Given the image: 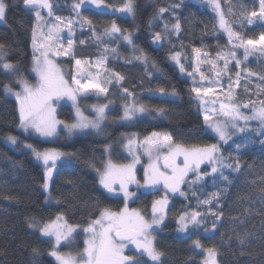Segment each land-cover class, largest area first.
I'll return each instance as SVG.
<instances>
[{"label":"trees","instance_id":"obj_1","mask_svg":"<svg viewBox=\"0 0 264 264\" xmlns=\"http://www.w3.org/2000/svg\"><path fill=\"white\" fill-rule=\"evenodd\" d=\"M22 0H7L6 19L0 24V43L6 45L8 55L5 60L17 66L14 74H8L0 68V264H56L48 253L51 244L48 238L41 237L39 232L28 227L31 218L41 222L54 218L63 212L69 223L80 225L77 234L72 238L73 244L60 247L61 252L72 251L74 254L82 251V228L90 219L99 215L102 207L119 210L124 207L123 200L106 194L98 185L97 168L103 167L106 154L105 147L110 145L108 156L114 162H124L127 156L123 154L124 139L133 133L139 139H144L152 132H169L174 137L188 142L215 143L209 135L204 134V122L190 91V80L171 63L170 55L175 51L182 53V62L187 71L193 63L192 48H203L209 58H215L220 50L227 51L228 37L219 29L214 12L201 0H135V16H123L110 12H99L90 8L84 10L99 27L110 24L116 19L121 28L128 29L135 44L142 48L149 57L147 67L134 60L132 47L119 42L120 59L109 57L107 67L110 71L124 76L122 82L135 94L138 103L150 109L163 108L164 113L157 115L154 111L146 113L133 122L120 123L122 108L127 102L119 86L110 87L107 95L95 93L79 96V107L89 115L93 105L107 104L106 119L102 130L97 134L87 133L82 136L68 138L61 131L53 141H42L30 133L19 131L18 105L15 97L8 96L3 90L4 83H10L18 89L15 80L20 76L33 79L29 71L31 67V28L35 23L33 12L21 9ZM75 0H51L53 12L56 15L71 17L72 3ZM258 0H220L221 7L234 30L245 37L258 39L264 33V21L254 18L251 26L247 24L244 13L258 10ZM119 4L121 0H109ZM174 4L180 7L172 8ZM160 7L169 11L158 16ZM231 9V13L229 12ZM179 19L181 31L173 33L169 40L159 43L152 42V36L157 31H163L164 24L169 25ZM152 21L150 24L149 22ZM75 40L73 52L79 59H94L102 49L96 42ZM241 58V69H247L256 74H264V57H248L243 60L242 49H237ZM126 60H132L127 63ZM155 62L157 68L152 67ZM66 69L69 61H59ZM229 72L235 78L239 71L234 63L229 65ZM242 72L240 85L234 86V92L241 101L249 98L258 100L259 87L264 82L253 75L245 79ZM163 87L167 93L175 90V95H161L157 88ZM245 87L249 91L245 92ZM111 101V102H109ZM57 117L67 123L73 122L71 108L62 105L57 111ZM255 129L248 128L243 133L231 137L228 144L221 145V152L228 160L235 162L239 158L240 172L224 169L231 182L212 178L194 186H185L182 190L185 196L172 198L167 208L166 220L156 234V246L165 255L164 264H201L203 253L192 247V240L177 233L176 218L185 211L199 208L205 213V223L209 231L203 227L199 230V238L204 248L215 247L218 250V264H264V145L259 141L264 139ZM17 136L18 143L11 147L6 142L7 135ZM24 143L33 144L39 150L55 149L68 155V160L59 166L54 179L50 182L49 192L41 187L43 172L36 163L31 151L23 147ZM237 145L241 146L237 152ZM247 145V147H244ZM134 191V190H133ZM195 191V195H193ZM139 198L129 200V208H138L145 214L151 209L157 192L136 191ZM213 192H221L219 205L213 200L209 205H198ZM49 194L51 199H48ZM11 197L5 199V197ZM59 200V203H57ZM211 212L222 213L216 220L215 231L211 230L215 217ZM247 233L243 245L240 237ZM72 247V249H69ZM39 249L33 254L32 249ZM144 264V263H141Z\"/></svg>","mask_w":264,"mask_h":264},{"label":"snow or ice","instance_id":"obj_2","mask_svg":"<svg viewBox=\"0 0 264 264\" xmlns=\"http://www.w3.org/2000/svg\"><path fill=\"white\" fill-rule=\"evenodd\" d=\"M26 9L34 13L35 23L31 28V47H32V68L35 73L36 82L30 83L29 80L20 76L15 80L19 85V91L15 90L10 83L3 84V90L6 94L15 96L18 105V125L17 127L23 133H33L42 138L54 137L57 134V128L63 124V127L69 132H83L86 129L101 131V124L106 119L105 109L107 104L93 105L95 118L90 119L85 116L77 104V97L89 93L96 95H107L110 87L119 86L124 94L123 98L127 101L124 104L122 120L133 122L141 114L154 111L158 116L164 113L163 108L150 109L148 106L138 103L134 93L128 88L123 87V75L110 71L107 67L109 55H119V42L123 41L132 47L134 60L144 64L147 67L149 57L142 48H139L133 40L132 33L128 29L121 28L113 19L109 25L103 27V31L98 33L94 21L82 14V9L91 6L99 12H110L135 16V0H121L119 4L109 2V0H77L73 5L75 18L65 19L59 15H53V4L51 0H23ZM209 5L218 17V27L223 30L228 37L227 51L220 50L215 58H209L210 54L203 48H192L194 53V65L192 71H187L185 64L181 60L182 53L175 51L170 55V59L179 66L181 73H187L193 79V86L190 91L195 94V99L203 109L204 134L214 139L215 143L207 142H188L174 137L169 132H152L140 141L135 133L126 137L124 144L128 154L132 157L130 163L121 164L114 162L110 155L104 161L103 168H97L100 186L111 195H122L124 207L119 210H113L108 207H102L99 215L90 219L87 226L82 228L85 234L84 247L82 251L75 255L72 253L61 252L62 242H70L73 234L76 233L80 225L68 222L63 212L49 218L46 221H39L31 218L28 227L39 232L41 237L48 238L51 249L49 255L53 257L56 264H141L146 257L144 264H164L162 257L165 253L156 246V234L160 226L164 223L169 204V193H179L185 196L182 185L188 184L190 187L203 183L207 178H212L213 184L217 179L230 183L229 175H226L224 169H231L232 172H240L241 164L239 158L231 162V157L226 160L221 152V144H228L232 135L236 132H245L248 129L249 121H258L260 130L257 133L264 137V98L257 101L249 98L247 101H241L238 94L233 91L234 86L240 85L242 72H246L245 79L253 75H258V79L264 82V74H256L247 69H241L242 60L237 55V49H243V60L249 56L259 53L264 56V33L259 35L258 39L245 37L239 31L233 29L225 17L221 7L220 0H208ZM172 8L180 7L174 4ZM8 8L7 0H0V21L6 19ZM47 11V17L42 12ZM168 8L160 7L158 16L163 17ZM231 13V9H229ZM247 18V24L251 26L254 18L264 21V0H259V8L244 13ZM150 24L152 21L149 22ZM79 26L81 30L88 27L91 31L98 47L102 49L95 60L76 58L73 52L75 41L73 39L75 27ZM67 30L65 47V37L62 33ZM181 24L179 19L175 22L165 23L163 31H157L152 36L153 43H159L162 40H169L175 33L179 34ZM106 40L108 42H106ZM84 44V40H80ZM110 43H115L116 47H111ZM8 55L6 45L0 43V68L7 73H15L17 66L5 60ZM61 56L70 57L75 61V72L70 80L66 78L57 58ZM219 61H223L222 69H218ZM132 63V60H126ZM210 64L217 79L213 82L211 77L205 75L201 70V64ZM234 63V67L239 69L235 72V80L228 76L227 93L224 100H219L217 96V87L223 90L224 85L220 82L223 73L231 71L229 65ZM152 67L157 68L155 62ZM92 69H95L93 72ZM199 75L201 83H196V75ZM208 83H203L204 81ZM259 87L258 97H264V84ZM247 93L249 89L245 87ZM155 91L162 96L166 94L175 95V90L167 93L163 87ZM67 97L73 102L76 112V119L73 123H65L56 118L55 102ZM211 98V99H209ZM111 102V101H109ZM218 106V110H217ZM251 114H246L243 109H249ZM6 139L12 145L18 143V137L7 135ZM264 145V139L259 141ZM24 148L31 151L34 158L41 163L44 169L43 183L41 184L44 192H49L50 181L53 172L57 167V161L61 160L66 154L57 150H39L33 144L24 143ZM111 146L105 147V152L109 151ZM247 147V145H244ZM241 146L237 145V152ZM147 156V164L144 167V183L141 184L136 178V165L141 162V155ZM202 165L207 168L202 169ZM135 184L137 190L150 189L152 192L163 190L164 195L155 199L151 205V219L146 218V214L138 208H129L128 202L137 196L136 191H130L129 186ZM264 191V188L261 189ZM195 195V191L192 193ZM221 192H213L203 200L197 201L198 205H209L213 200L220 202ZM11 197H5L10 199ZM48 199H51L49 194ZM59 203V200H57ZM215 217L212 222L211 230L216 229V220L220 219L222 213L211 212ZM179 234H184L185 238L192 240V247L200 249L206 254L203 264H218V250L215 247L204 248L199 238L192 239L193 236H199V230L207 233L209 228L205 223V213L199 208L192 211H185L176 218ZM247 233L240 237L241 245L244 244ZM131 246V248H130ZM126 254V250L132 252ZM33 254H38L39 249L33 248Z\"/></svg>","mask_w":264,"mask_h":264},{"label":"rangeland","instance_id":"obj_3","mask_svg":"<svg viewBox=\"0 0 264 264\" xmlns=\"http://www.w3.org/2000/svg\"><path fill=\"white\" fill-rule=\"evenodd\" d=\"M203 3H205L212 11H213V9H212V7L209 5V3H208V0H201ZM77 2V0H75L73 3H72V12H73V14L71 15V17H64V16H61V17H63V18H65V19H70V18H75V12L73 11V5L75 4ZM258 2V8H259V0L257 1ZM87 8H90V9H93V10H95L93 7H91V6H88V7H85L84 9H82V14L83 15H86L85 14V12H84V10L85 9H87ZM97 11V10H96ZM214 12V11H213ZM115 14H117V15H123V16H127L126 14H122V13H115ZM214 14H215V17H216V21H217V24H218V17H217V14L214 12ZM53 15L54 16H56V14L53 12ZM33 16H34V13H33ZM87 16V15H86ZM45 18L46 19H49L47 16H45ZM34 20H35V17H34ZM4 23V21H0V24H3ZM94 25H95V28H96V30H97V32L98 33H100V32H102L103 31V27H99L96 23H94ZM67 35H68V33H67V30L65 29V31L62 33V36H64L65 37V47L67 46V43H66V38H67ZM227 35V34H226ZM79 36H82V37H84L85 39H84V41L85 40H89V41H94L95 42V40H94V38L92 37V34H91V31L88 29V27L87 26H85V28L83 29V30H81L80 29V27L77 25L76 27H75V32H74V36H73V39H74V41L79 37ZM106 42H108L107 40H106ZM122 43H124L125 44V42H123V41H121ZM110 46L111 47H116V44L115 43H110ZM242 51H243V49H242ZM31 52H32V47H31ZM119 53V52H118ZM242 56H243V54H242ZM255 56H262V55H260L259 53H255V54H253V55H251V56H249V57H255ZM109 57H113V58H116V59H120L121 57L119 56V55H109ZM264 57V56H263ZM170 58V57H169ZM62 59H64V61H69L68 63H65L66 64V69L61 65V63L59 62L60 60H62ZM89 60H95V58L94 59H89ZM181 60H182V58H181ZM57 61H58V63L61 65V68H62V71L64 72V74H65V76H66V78H69V80H70V77H71V75L75 72V61L73 60V59H71L70 57H66V56H61V57H58L57 58ZM170 61H171V63L179 70V66L178 65H176L175 64V62H173L171 59H170ZM193 65H194V56H193V63H192V65H191V67H190V70L189 71H192V67H193ZM222 67H223V61H219L218 62V65H217V68L218 69H222ZM31 68H32V59H31V67H30V71H29V74H30V76H32L33 77V79H28L27 77H24L25 79H27V80H29V82L30 83H35L36 82V77H35V73H33L32 71H31ZM2 69V68H1ZM201 70L202 71H204V73H205V75L206 76H208V77H211V79H212V81L214 82L216 79H217V77L215 76V74H214V71H213V69H212V66L210 65V64H206V63H204V64H201ZM2 71L3 72H5L3 69H2ZM92 71L94 72L95 71V69H92ZM180 71V70H179ZM5 73H7V72H5ZM181 73V72H180ZM8 74H13V73H8ZM181 74H183L185 77H187L189 80H190V89H191V87L193 86V79H192V77H189L188 75H187V73H181ZM230 75V73L228 72V73H223L222 74V76L219 78L220 79V82H221V84H223L224 85V88H223V90H221L219 87H217V96H218V98H219V100H224V96H225V94L227 93V83H228V76ZM233 79V81L235 80V78H232ZM195 82L196 83H201V81H200V77H199V75L197 74L196 75V79H195ZM203 83H208V81L206 80V81H204ZM15 90H17V91H19L20 89H19V85H18V89H15ZM233 91H234V89H233ZM6 94V93H5ZM89 94H91V93H89ZM193 94V98H194V100H195V103H196V105H197V107H198V110H199V112H200V115H201V118H202V120H203V109H202V107L200 106V104L197 102V100L195 99V94L194 93H192ZM6 95H8V96H12V97H15V96H13V95H11V94H6ZM86 95H88V94H86ZM80 96H83V95H80ZM99 96H103V95H99ZM79 96L77 97V104L79 105ZM209 99H211V98H209ZM62 105H67V106H69L70 108H71V111H72V114H73V122H75V119H76V112H75V108H74V106H73V102L71 101V100H69L67 97H65V98H62V99H60L59 101H57V102H55V108H56V118L58 119V120H61V119H59L58 117H57V111H58V109H59V107L60 106H62ZM258 106V105H257ZM108 108H110V106H108L106 109H105V113H106V110L108 109ZM81 109V108H80ZM217 110H218V106H217ZM81 111L83 112V110L81 109ZM123 111H124V107L122 108V116H123ZM243 111L246 113V114H251V106H250V108L249 109H243ZM89 112H90V114L89 115H87V114H85V112H83L84 113V115L85 116H88L90 119H94L95 118V112L92 110V106H91V108H90V110H89ZM146 115V113L145 114H141V115H139L137 118H142V117H144ZM61 121H63V120H61ZM65 122V121H64ZM73 122H71V123H73ZM104 122V121H103ZM120 123H124V122H126V121H124V120H120L119 121ZM204 122V121H203ZM65 123H67V122H65ZM102 125H103V123L101 124V129H102ZM248 128H252V129H255L257 132H259V130H260V125H259V122L258 121H255V120H253V121H249L248 122ZM19 131L20 132H22L20 129H19ZM63 132L65 135H66V137H68V138H73V137H76V136H82V135H84V134H87V133H92V134H97V133H99V132H97L96 130H93V129H86V130H84L83 132H81V131H74L73 133H71V134H69V132L63 127V124H61V125H59L58 126V128H57V134L54 136V137H50V138H42V137H39V136H37V135H35V134H33V133H30V134H32L34 137H36V138H38V139H40V140H42V141H53V140H55L56 138H57V136H58V134L60 133V132ZM23 133V132H22ZM238 133H240V132H236L234 135H236V134H238ZM234 135H232V136H234ZM139 139V138H138ZM140 141H142L143 139H139ZM5 142L9 145V146H11V147H13V146H15V145H12L10 142H8V140L7 139H5ZM127 141H126V138L124 139V143H123V150H122V152H123V154L124 155H126L127 156V160L126 161H124V162H116V163H121V164H127V163H130L131 162V160H132V157L128 154V152H127V150L125 149V147H124V144L126 143ZM222 145V144H221ZM24 147V146H23ZM26 149V148H25ZM28 150V149H27ZM46 150H52V149H46ZM55 150V149H54ZM57 151H59V150H57ZM60 152H62V151H60ZM105 154H106V158H105V160L109 157L108 156V152L106 153L105 152ZM32 155V154H31ZM32 158H33V160L36 162V163H38L40 166H41V168H42V172L44 173V169H43V166L41 165V163L39 162V161H37L35 158H34V156L32 155ZM68 160V155H66V156H64V157H62L61 158V160H59V161H57V164H60V163H62L63 161H67ZM147 156H145V155H141V162L139 163V164H137L136 165V178H137V180L138 181H140V183L141 184H143L144 183V167H145V165L147 164ZM202 167V169H204V168H207L208 166L207 165H202L201 166ZM103 168V167H102ZM97 174V178H98V173H96ZM51 182V181H50ZM98 185H99V187L106 193V194H108L101 186H100V184H99V178H98ZM185 186H187V187H189V185L186 183V184H184V185H182L181 187H182V189L185 187ZM194 186V185H193ZM129 190L130 191H141V192H144V193H147V192H152V190H150V189H143V188H141V189H139V190H137V186L135 185V184H133V185H130L129 186ZM157 196H156V199H159L161 196H163L164 195V191L163 190H161V191H158L157 193H155ZM109 196H112V197H118V198H121L122 200H123V197H122V195H111V194H108ZM178 196H180L179 195V193H176V194H171V193H169V204H170V201H171V199L172 198H175V197H178ZM169 204H168V206H169ZM168 208V207H167ZM146 218H148V219H151V209L148 211V213L146 214ZM165 220H166V218H165ZM165 220H164V222H165ZM164 224V223H163ZM162 224V225H163ZM162 225L160 226V228L162 227ZM77 232H78V229L76 230V233H74L73 234V237L75 236V234H77ZM182 235H184V234H182ZM72 237V238H73ZM72 238H71V240H70V242H62L61 243V246H63V245H67V244H73L74 245V241L72 240ZM86 238V236H85V234L83 233V237H82V241L84 242V239ZM60 246V247H61ZM130 248H131V246H130ZM69 249H72V247H69ZM195 250H197L198 252H200V253H203V259H202V261H201V264H203V261L205 260V258H206V254L202 251V250H200V249H195ZM135 250L134 249H132V252H129L128 250H126V254H132L133 252H134ZM65 253H72L73 255H75L72 251H67V252H65ZM54 259V258H53ZM55 260V259H54ZM147 260V258L145 257L144 258V260L143 261H141V263H144L145 261ZM56 262V261H55ZM148 264H151V262H148Z\"/></svg>","mask_w":264,"mask_h":264},{"label":"water","instance_id":"obj_4","mask_svg":"<svg viewBox=\"0 0 264 264\" xmlns=\"http://www.w3.org/2000/svg\"><path fill=\"white\" fill-rule=\"evenodd\" d=\"M20 7H21V9H22L23 11H25V12H31L30 10L26 9V7H25V5H24V3H23V0H22L21 3H20ZM42 14H43L44 16H47V11L44 10V11L42 12ZM58 168H59V166L57 165L56 169H55L54 172H53L52 180L54 179V177H55V175H56V173H57V171H58ZM52 180H51V181H52Z\"/></svg>","mask_w":264,"mask_h":264}]
</instances>
